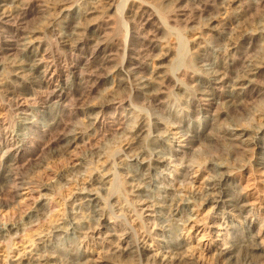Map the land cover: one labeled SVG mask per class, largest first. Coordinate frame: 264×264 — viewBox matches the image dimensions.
<instances>
[{
    "label": "bare ground",
    "instance_id": "6f19581e",
    "mask_svg": "<svg viewBox=\"0 0 264 264\" xmlns=\"http://www.w3.org/2000/svg\"><path fill=\"white\" fill-rule=\"evenodd\" d=\"M239 156L264 184V0H0V264L262 261Z\"/></svg>",
    "mask_w": 264,
    "mask_h": 264
},
{
    "label": "rangeland",
    "instance_id": "374dc122",
    "mask_svg": "<svg viewBox=\"0 0 264 264\" xmlns=\"http://www.w3.org/2000/svg\"><path fill=\"white\" fill-rule=\"evenodd\" d=\"M45 1V0H44ZM262 17V14H259L257 17L249 19V21L245 24L246 26L254 25L255 22H258V20ZM45 15L37 16L32 24L33 27H40L44 20ZM206 21L198 22V25L195 27L201 28L204 27ZM99 97V96H98ZM96 97V98H98ZM95 99V96H94ZM95 101V100H94ZM92 101V102H94ZM263 110L261 106H259V103L253 104L249 108V112L240 115L238 113L230 112L229 117L234 121L236 125H241L244 127H249L254 121L256 120V117L259 113H261ZM234 124V125H235ZM123 141V137L121 135H112L109 138L105 139L101 144L98 145V148L103 149L104 151H112L116 150L121 146V143ZM204 144L208 145L204 140L202 141ZM201 142V143H202ZM200 145V144H198ZM93 151L90 148H84L79 151V158H86L88 160V168H94L98 166L97 159L95 157H92ZM207 157V155H205ZM241 160L242 166L246 167L247 170L241 173V179L243 182V187L245 188L246 192H248L253 197V202L257 206L259 213H264V184L261 182L263 179L262 172H258L256 168L253 167V164L250 162L249 158L246 156H239ZM57 159V156L54 155L52 149H45L39 157L33 159L30 163H28L22 170V172L28 176H32L33 174H36L35 172H39L43 166V164L46 163H52L55 162ZM40 167V168H39ZM62 191L61 187L56 186V192L51 195V197L47 198L46 203L49 204V211L50 214L44 216L41 219V223H45L49 220L50 215H55L58 212L57 205L54 203L56 193L60 194ZM53 200V201H52ZM28 229V228H26ZM3 240L0 241L3 245ZM6 243V242H5ZM241 264H264V260L262 261H255L251 263H241Z\"/></svg>",
    "mask_w": 264,
    "mask_h": 264
}]
</instances>
